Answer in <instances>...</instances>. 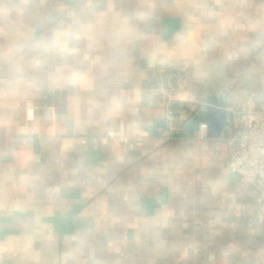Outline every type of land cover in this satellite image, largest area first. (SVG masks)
<instances>
[{
	"label": "crops",
	"instance_id": "0c3cea01",
	"mask_svg": "<svg viewBox=\"0 0 264 264\" xmlns=\"http://www.w3.org/2000/svg\"><path fill=\"white\" fill-rule=\"evenodd\" d=\"M208 93L264 102V0H0V264H264Z\"/></svg>",
	"mask_w": 264,
	"mask_h": 264
},
{
	"label": "built area",
	"instance_id": "2783aa9c",
	"mask_svg": "<svg viewBox=\"0 0 264 264\" xmlns=\"http://www.w3.org/2000/svg\"><path fill=\"white\" fill-rule=\"evenodd\" d=\"M227 108V124L218 137L224 146L226 167L250 185L253 192L262 194L264 193V102L257 106L233 104ZM196 111L188 107H169L165 115L168 120H179L185 123ZM25 118L29 122L34 119L32 106L26 107ZM205 130L206 124L200 122L197 129L189 136L195 139L207 138ZM27 133L34 135L36 127L30 124ZM106 136L116 137L124 143L135 137L134 135H115L112 131H108ZM160 136L162 139H171L177 135L168 129H163ZM79 139L81 143L86 142L85 137ZM25 141L24 139L23 142ZM134 143L140 145L142 140L136 138Z\"/></svg>",
	"mask_w": 264,
	"mask_h": 264
},
{
	"label": "water",
	"instance_id": "95a60500",
	"mask_svg": "<svg viewBox=\"0 0 264 264\" xmlns=\"http://www.w3.org/2000/svg\"><path fill=\"white\" fill-rule=\"evenodd\" d=\"M228 108L226 102L221 95L206 94L204 101L197 108L196 113L182 124L184 131L193 132L197 129L198 123L206 124V136L209 138H218L224 131L227 124ZM161 124V125H159ZM165 126V121L156 122L157 128L155 133H158V127Z\"/></svg>",
	"mask_w": 264,
	"mask_h": 264
}]
</instances>
